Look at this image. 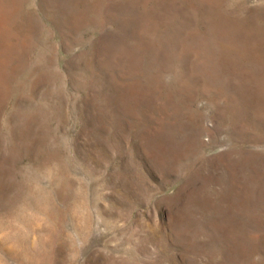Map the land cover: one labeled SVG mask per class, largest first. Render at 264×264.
<instances>
[{
    "label": "rangeland",
    "instance_id": "obj_1",
    "mask_svg": "<svg viewBox=\"0 0 264 264\" xmlns=\"http://www.w3.org/2000/svg\"><path fill=\"white\" fill-rule=\"evenodd\" d=\"M0 264H264V0H0Z\"/></svg>",
    "mask_w": 264,
    "mask_h": 264
}]
</instances>
